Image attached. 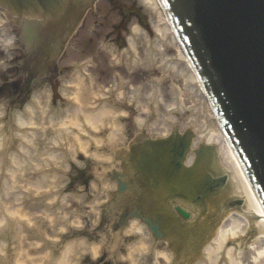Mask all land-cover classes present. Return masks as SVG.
<instances>
[{
	"label": "bare ground",
	"instance_id": "1",
	"mask_svg": "<svg viewBox=\"0 0 264 264\" xmlns=\"http://www.w3.org/2000/svg\"><path fill=\"white\" fill-rule=\"evenodd\" d=\"M144 1H148L149 3H151L152 5L155 3L156 5V1L154 0H144ZM151 6V5H150ZM78 15V11L76 10V14H75V18ZM159 20H160V24L158 25L161 32H163L164 36L166 37L165 40L170 39L169 41L172 40V33L170 32L169 26L167 25L166 19L164 17H162L161 15H159ZM161 26V27H160ZM185 74V68H182V71L177 73V74ZM187 84L190 83L191 89L189 90V92H191L192 96H196L197 94V90L193 87V84L188 80H186ZM80 98H82V95L80 92H75V95L72 96V98L70 99L73 107V104L75 105H79L82 109V113H85V109L84 106L82 105V103L80 102ZM37 101L34 103L36 105ZM41 105V104H40ZM44 107H47L46 104V99L44 100ZM42 108V109H43ZM70 112H73L75 115L73 117L78 118V109H74V110H67L66 112L62 113L66 118H68L70 120V122L72 120L75 119H71V114ZM61 115V114H60ZM60 115L56 117H53V115H51V117L48 119L49 122H54V123H58V125H66L69 124V122L67 120H62L60 119ZM98 115H100V112H96L95 114H85L83 116L84 118V122L86 123H92V125H96V121L98 118ZM25 121V120H23ZM22 121V122H23ZM80 119L79 121H74L72 122V125H81L80 124ZM33 119L31 118L28 122H23V125L20 124L21 130V134H20V138H16L14 137V140H10L9 142H11V144H14V148L11 150V158H10V163L13 162L14 165H23V166H27L30 165L32 163V161H34V158H37V150H35L33 148V143H34V137H36L37 135H35V131H33V128H28L29 125H33ZM98 126V125H97ZM93 128V127H92ZM95 128L94 130H91L90 132H92L93 134H95ZM68 130L71 129L70 125L67 127ZM28 130H32V133H29ZM200 133H202L200 131ZM203 136L200 138H203L205 140V142L207 144H210L212 146V153H214V157L213 160L212 158L209 157V153L206 152V150L203 147H200V151H202L203 153H205V155H202L201 157H198V161L200 163L199 168L201 167L202 163H205V167L208 169H211L213 171H215V174L218 173H222L224 170L227 171V176L232 175L231 172L234 174L235 178L237 179L236 181H232V186L229 188L232 191H238L240 193H242V195H245L244 197L247 199V203L244 205V207H241V212L239 213V215H235V214H230L228 216V218H226V221L219 226L217 229H215L212 226V221L213 220H217L219 219L220 216H222V207L224 203H222L224 201V199H220V198H214L215 200L213 201V203L211 202V195H201V201L203 206L205 207H200L199 204H196L197 207L200 209L199 211V217L196 220L195 223V229L197 234H200V238L197 239V243L198 244H203L206 240V246L204 249V258L206 259V262L209 264H214L215 263V259L216 257H218V254L220 252L221 249H223L225 251V255L222 256V261L225 264H233L235 261L237 260H241L242 262L243 260V256L245 255H249V254H253V259L257 260L259 259L261 256H264V213L262 212L258 202L256 201V198L252 192V190L250 189V187L248 186L246 180L243 177V174L240 170V167L236 161V159L234 158L229 146L225 143L224 139L219 136L216 135L212 132V130L210 131H206V133H202ZM22 138L23 143H27L26 146H21L20 147V143H22V140H20ZM11 144L9 147H11ZM35 144V143H34ZM3 151L0 152L1 156H4V151H5V158L0 159L2 165L5 166H9V158L7 156V150L6 149H2ZM202 153V154H203ZM140 154L142 155V158L144 159V164L143 163H138L136 162V166L138 167H143L142 168V173L144 177H151L154 176L156 178H165L167 179V181H171V180H176L177 186H179V184H181L183 187L185 188H191L192 185L193 187L197 188L199 186L200 183H205L206 179L204 177V175L202 174V171H200L198 169V172H201L199 175H195L192 174V178L195 181H190L191 179L185 178V177H181L179 178L180 175H182L181 173L178 172L177 175H174L173 173H175V168L174 166L170 163L169 157L167 156L166 159H164V155H161V157L159 156V152L154 151V153L148 152L146 153L144 152H140ZM57 155L54 154V157H56ZM12 163V164H13ZM215 163V164H214ZM146 164V165H145ZM114 165V164H113ZM181 165V164H180ZM195 165H197V162L195 163ZM38 166V164H32L30 166L31 168V172L30 175L32 176V178H35V176H33V173L36 170V167ZM112 167V166H111ZM110 167V168H111ZM2 166H0V170H1ZM146 168V170L143 172V169ZM183 168L186 169V166H183ZM194 168V165H193ZM17 170V168H8V173L15 175V171ZM187 170V169H186ZM189 171V170H188ZM204 172V171H203ZM6 174H4L2 172H0V179L1 177L4 179V176ZM48 178V181L51 182V178H56V174L51 173V175L46 174ZM209 175H207L208 177ZM43 177V176H42ZM39 178V179H34V183L31 181H27L28 184L31 185L32 188V193L35 194L36 196H38L39 194H43L46 195L45 192L47 193L46 196H44L45 198L48 196V191L46 190V188L48 187V182L44 181L43 179ZM231 178V176H229ZM45 179H47L45 177ZM211 179V178H210ZM6 184V183H5ZM13 186V184L8 183L2 187V190L0 191V201H5V197H6V193H5V188L6 187H11ZM174 186V185H173ZM145 189H144V188ZM142 189L144 191V196H148L149 195V187L148 186H143ZM50 188V187H49ZM147 189V190H146ZM195 192V190H194ZM229 192V191H227ZM203 193V190L200 191V194ZM151 197V196H150ZM55 196H53L51 199H49V202L55 201ZM153 198L149 199L147 203H139L138 206L142 207V209H146L148 207V205H153ZM204 201V202H203ZM48 202V203H49ZM47 203V204H48ZM206 203V205H205ZM212 203V204H210ZM210 204V205H209ZM146 206V207H143ZM205 208V209H204ZM141 209V208H140ZM44 210H47V207H44ZM142 210V214H143ZM252 211L256 212V214H258V219L257 221H254L253 219V215H252ZM164 213L159 214L158 218H162L165 221V217H164ZM227 217V216H225ZM215 218V219H214ZM8 219H10V215L7 213V208L5 206V209L1 212L0 214V225L2 223L7 224ZM156 223H158V221H156ZM214 223V222H213ZM212 226V230H210ZM8 228V226H6ZM206 233L204 236L203 234ZM202 238V239H201ZM205 238V239H204ZM209 239V240H208ZM173 240V239H170ZM53 244L57 245V241H52ZM228 242V244L226 243ZM235 242H237L238 244H235ZM140 243V242H139ZM13 244V249L16 250V252L12 255V258H10V254H7L8 252V245L6 242V239H0V264H20V257L18 256V247L20 245L19 242H12ZM111 244V248L112 251L110 250V254L111 256H117V253L120 251V247H119V239H115L114 242H110ZM247 244V245H246ZM229 245V246H227ZM52 247V246H51ZM170 247V242L167 241L166 245L163 247V249L165 251H168ZM145 246L141 245V244H135L133 246V250H129L124 256H121V259H125L127 261V264H137L138 259L137 258H133V254L135 251H138L139 249H144ZM171 248V247H170ZM73 249V244H68L65 246L64 248V252L62 251L60 254L61 258H58V256L56 255H50V264H67L66 263V256L67 253L69 251H72ZM236 249H241L239 252L236 253ZM169 252V251H168ZM170 254L172 256L176 255L175 252H170ZM178 256H184V253L180 252L177 253ZM47 257L49 256L48 253L46 255ZM45 257V256H43ZM251 257V258H252ZM193 258V257H191ZM118 261V260H117ZM192 262V261H191ZM191 262H185L184 264H192ZM205 262V264H207ZM46 263V259L44 264ZM194 264H202V263H194Z\"/></svg>",
	"mask_w": 264,
	"mask_h": 264
},
{
	"label": "rangeland",
	"instance_id": "2",
	"mask_svg": "<svg viewBox=\"0 0 264 264\" xmlns=\"http://www.w3.org/2000/svg\"><path fill=\"white\" fill-rule=\"evenodd\" d=\"M141 1L142 0H137V3L138 4H141ZM96 3L98 5V9L101 10L102 16L104 17L103 18V25H102V27L100 29V33H102L101 34V37H103V34H104L103 32H105L109 28V24H110V22L112 20L115 19L116 13L105 2V0H98ZM143 12L146 13V15H148V17H149V20L148 21L151 24V29L154 32H156L155 26L158 23V17H157V14H156V10H154L153 8H150L149 6L146 5V6H143ZM88 17H89V15H88ZM134 23H135V21L133 19V21L131 22V24L129 25V27L132 26V28H133ZM84 37H86L85 36V33H84ZM97 37H98L97 35H94V38H95L94 42H97V40H98ZM154 46L155 47H159L158 43L157 44L154 43ZM144 51H145L144 49H140L139 55H142L143 57L146 56L147 53L144 52ZM85 54H87V53H85ZM175 54H176V52H175V49H174L173 45L172 46L171 45H167L166 46V52H164V55L162 57H159L157 59V61H160L161 62L162 61L161 59L163 57L169 58V57L176 56ZM155 56H157V55H155ZM97 59H99L98 56L96 57V60ZM99 63H101L100 60H99ZM154 66L155 65L152 63V67H154ZM91 71L93 72V69H91ZM162 88H164V87H162ZM163 92H164V96H165L164 97L165 98L164 99V102L166 103L167 102L168 90L166 88H164L163 89ZM168 98H169V94H168ZM192 104H194V103H187L186 105L189 106V105H192ZM199 106H200V103L197 104V105H194L193 108H196L197 109V107H199ZM199 113H200V117L202 118V114L203 113L202 112H199ZM25 180H26L25 178H20V172H19L18 175H15L14 176L13 182L18 187H20V185H22L23 187H25V184H26L25 183ZM60 181H61L60 182V185H62L65 180L62 179ZM5 191H6L5 193H9L10 192V196L13 193H15L10 187H6L5 188ZM89 191H91V193L96 192L95 190H93V188H90ZM9 202H10V206L14 205V207H11L12 209H8L7 212L9 213V215L11 216V218L14 219V221L16 223H18V221H20V219H21L25 223H28V225H36L35 226V229L37 231L44 230L46 232H50L51 224L50 223L48 224L45 219L39 220V217L38 216L37 217H32L30 214L26 213V212H28V209H26L24 211H21L20 210V206H18L19 204L17 202H13V204L11 203V201H9ZM70 204H71L70 207H73L74 208V211H77L79 213L88 215L89 216V219L92 222H95L96 221V213H94L93 210H91V209L89 210V208L83 207V206L79 205V203L76 200H73L72 202H70ZM8 206H9V204L7 203V207ZM16 207H18V208H16ZM15 208L18 209L19 211L17 212V210ZM65 213L67 214V212H65ZM74 215L77 216L76 214H74ZM58 216L61 217V214H58ZM14 231H15L14 235H16V237H19V239H20V236H23V234H22L23 232L20 231V227L15 226ZM20 242H21V245H22L21 248H20V254L21 255H24V256L27 255L25 249L27 247H29V246L32 247L33 245H35V243L33 242V239H21ZM109 256L110 255L107 256L106 261L112 262L113 261V258H112V256L111 257H109ZM28 260L31 261V262H33L34 261V257H32V256L31 257H28ZM254 264H264V261H261V260L255 261Z\"/></svg>",
	"mask_w": 264,
	"mask_h": 264
},
{
	"label": "water",
	"instance_id": "3",
	"mask_svg": "<svg viewBox=\"0 0 264 264\" xmlns=\"http://www.w3.org/2000/svg\"><path fill=\"white\" fill-rule=\"evenodd\" d=\"M4 3L7 4L9 10L16 14H20L21 9H29L33 6L40 5L39 8H34L32 10H37L38 15L42 16H56L60 14V6H62V0H3ZM248 4L246 5L245 11L247 17L245 21L247 22L250 31L246 33L247 36L251 37L252 39H257V43L259 45L260 50L255 51L253 56L258 58L261 56L264 61V0H246ZM19 3V5H18ZM52 9V13L49 12ZM76 10L71 13L72 15L76 14ZM70 14V15H71ZM68 15L66 17V24L71 22V16ZM75 18V17H73ZM59 28V27H58ZM67 28V27H66ZM252 34V35H251ZM243 57H245V52H243ZM263 85H264V78H263ZM135 214V213H130Z\"/></svg>",
	"mask_w": 264,
	"mask_h": 264
},
{
	"label": "clouds",
	"instance_id": "4",
	"mask_svg": "<svg viewBox=\"0 0 264 264\" xmlns=\"http://www.w3.org/2000/svg\"><path fill=\"white\" fill-rule=\"evenodd\" d=\"M6 43L10 45V44L12 43V41H11V40H9V41H7Z\"/></svg>",
	"mask_w": 264,
	"mask_h": 264
}]
</instances>
